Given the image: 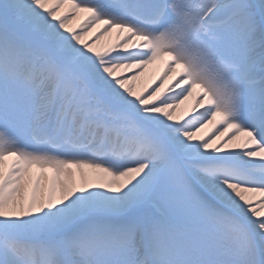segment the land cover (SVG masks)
<instances>
[{"label":"snow or ice","instance_id":"snow-or-ice-1","mask_svg":"<svg viewBox=\"0 0 264 264\" xmlns=\"http://www.w3.org/2000/svg\"><path fill=\"white\" fill-rule=\"evenodd\" d=\"M0 264H264V0H0Z\"/></svg>","mask_w":264,"mask_h":264},{"label":"bare ground","instance_id":"bare-ground-1","mask_svg":"<svg viewBox=\"0 0 264 264\" xmlns=\"http://www.w3.org/2000/svg\"><path fill=\"white\" fill-rule=\"evenodd\" d=\"M76 23H79V21H77ZM72 26L75 27L76 26L75 23ZM94 35H95V33L93 34V36ZM92 38H93L92 36H89L87 38V40L89 41V39H92ZM114 39H115L114 36L113 37H106L104 40L101 41V44L111 43L112 41H114ZM161 68H163V66L159 62L156 65L149 66L148 69L145 70L144 75L141 76L140 80H138L136 82V84H137V90L139 91L145 85L154 86V84L152 82L154 80H156L158 82V80H157L158 73H159V71H160ZM190 99H193V98H190ZM190 99L188 101H185L184 104H182L180 106V108L176 109V111H175V117L177 119L184 118V117L188 118V115H187V106L189 104Z\"/></svg>","mask_w":264,"mask_h":264}]
</instances>
